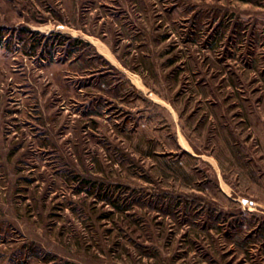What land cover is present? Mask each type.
Masks as SVG:
<instances>
[{"label":"rangeland","instance_id":"1","mask_svg":"<svg viewBox=\"0 0 264 264\" xmlns=\"http://www.w3.org/2000/svg\"><path fill=\"white\" fill-rule=\"evenodd\" d=\"M0 33V264H264V0H0Z\"/></svg>","mask_w":264,"mask_h":264},{"label":"trees","instance_id":"2","mask_svg":"<svg viewBox=\"0 0 264 264\" xmlns=\"http://www.w3.org/2000/svg\"><path fill=\"white\" fill-rule=\"evenodd\" d=\"M117 7L119 8L120 6H117ZM24 31L26 33L30 34L31 36L27 38L26 36L28 34H25V32L23 33L22 31L21 32L19 31V35L18 36H19V40L23 43L22 44L23 49L26 48V46L28 45L29 42H31L29 44L30 45L32 44L33 47L35 45L38 46L39 41L36 38L40 36L39 33L38 32H31L28 29H25ZM50 37H54L57 41L52 40V42H49ZM2 38H3V34L0 33V42H1ZM56 46L58 48H60V53H62L64 55L68 54V53L70 54L72 52H78L77 57L78 58L82 57V59H85L86 61L85 60L84 61L86 62L87 66H88V64H93V59L94 58H98L97 54H94V53L86 54L87 52L85 51V49H91L90 45L88 43H86L82 39L71 38V37L66 36L64 34H61V33H51L49 35V37L45 40L44 44L41 45V47H42L41 51H42V53L49 52L50 51L49 49L51 47H56ZM36 47H34V48H36ZM32 54H36V51L33 52ZM65 172H67L69 174L72 173V171H68V170H66ZM112 204H114V203H112Z\"/></svg>","mask_w":264,"mask_h":264}]
</instances>
